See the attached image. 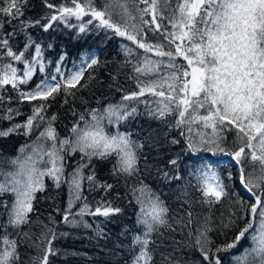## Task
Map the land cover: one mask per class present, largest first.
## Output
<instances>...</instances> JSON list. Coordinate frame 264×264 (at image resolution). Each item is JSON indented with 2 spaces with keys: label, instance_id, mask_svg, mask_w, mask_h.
<instances>
[{
  "label": "snow or ice",
  "instance_id": "obj_1",
  "mask_svg": "<svg viewBox=\"0 0 264 264\" xmlns=\"http://www.w3.org/2000/svg\"><path fill=\"white\" fill-rule=\"evenodd\" d=\"M42 4L47 13L27 19L29 0H0V122L9 124L0 128V138H26L14 156H0V264H52L50 257L59 254L54 242L69 234L58 232V223L107 238L106 228L95 218L111 223L124 213L121 203L135 216L132 228L122 233L131 236L130 243L118 245L129 257L123 264H157L165 233L182 239L171 238L160 252V264H264V0ZM57 25L77 34L104 32L131 42L120 48L123 68L131 73L126 79L136 87L125 91L112 75L120 100L98 102L83 111L73 103L65 135L57 129L58 115L49 109L58 97L62 106L70 98L74 101L96 79L93 72L85 79V72L99 68L101 61L92 52L71 68L65 65L66 53L55 62L48 60L29 30L39 27L47 33ZM17 29L25 35L22 47L15 43ZM24 102L30 112L22 110ZM141 116L166 128L163 139L172 145H180L181 139H169L168 132L178 131L184 144L180 156L224 154L236 173L222 176L217 161L192 164L191 179L177 196L181 207L172 209L164 194L145 182L152 173L149 153L160 137L129 130ZM231 132L235 135L229 144ZM97 161L110 163L112 182L98 178ZM178 161L179 156L168 164L175 168ZM156 174L169 184L183 179L176 171L157 168ZM45 178L56 189L68 187L66 208L55 209L60 222L51 213L48 223L39 218L37 193L46 191ZM86 191L99 193V199L89 200ZM226 204V213L217 216L216 206ZM197 206L207 211L197 212ZM86 216L93 218L95 228ZM34 227L41 229L39 234ZM185 249L199 257L187 259ZM22 250L34 254L25 260Z\"/></svg>",
  "mask_w": 264,
  "mask_h": 264
},
{
  "label": "trees",
  "instance_id": "obj_2",
  "mask_svg": "<svg viewBox=\"0 0 264 264\" xmlns=\"http://www.w3.org/2000/svg\"><path fill=\"white\" fill-rule=\"evenodd\" d=\"M50 2L59 4L62 0H50ZM47 11L48 10L42 4V0H29V6L26 9V18L37 19L47 13ZM84 19L86 20L87 17ZM73 22L75 23L76 21L73 19ZM29 31L33 39L37 40V42L41 43L45 48V55L48 60L55 62L61 54L66 53L65 65L67 68H71L73 63L79 65L82 55L89 52L98 55L101 61V66L99 68L94 67L85 72V79H87L89 72H93L96 79L90 83L89 87L78 91L74 101L70 98V103L62 106L63 98L58 97L57 101L53 103L52 107L49 109L50 113H55L59 117L56 126L61 135L66 134L65 125L71 126L70 122L72 117L70 108L73 103L79 111H83L86 107H96L98 102L106 104L108 102L120 100L122 93L116 90L112 75L117 76L119 84L125 91L136 90L135 84L131 80L126 79V77L131 74L130 71L123 68L124 55L120 45L122 43L131 45V42L126 39L112 37L110 33L105 34L104 32L98 33L96 31L77 34L76 29L67 28L64 25H57L47 33L43 32L39 27L30 29ZM17 32L18 37L15 43L22 47L25 43V35L19 33V29H17ZM48 44H52L53 47L50 49L47 48ZM133 47L135 46L133 45ZM139 51L141 53L143 52V50ZM118 69L122 70L118 72ZM50 70L51 69H49V71ZM42 75L43 74H40L36 79L39 80ZM83 82L82 80L81 83ZM77 88H79V85H77ZM21 107L23 111L30 112V105L28 102H24ZM140 107L143 109V105ZM18 119L23 120L24 117ZM8 126L9 124L7 121L0 122V128ZM141 129H143L146 135L150 134L156 137L157 134H159L160 137L159 142L156 143L155 147H153L149 153L152 173L150 176L146 177L145 182L151 184L153 188L160 190L164 194L163 199H165L174 210L181 207L182 201H178L177 196L180 195L184 187H187L188 181L191 179L188 174V169L192 164H196L199 161H217L218 164L216 167L222 176L226 177L229 172L233 174L236 173V168L230 157L224 154L200 152L196 155L180 156L182 148L184 147L183 137H179L178 131L174 130L168 132L169 139L172 136H177V138L181 139L180 145H172L168 140L163 139L164 132L167 131V129L162 128L157 121H150L146 117L141 116L129 124V130L133 132H139ZM234 135V132L228 134L229 144H231ZM25 142L26 138L23 135L12 134L6 138H0V156H14L19 147ZM178 156L179 161L175 168L168 164L170 159L177 158ZM75 159L78 160L79 157L77 156ZM70 164H74V161H70ZM110 167L111 165L109 162L97 161L96 172L98 178L112 182L109 178ZM157 168L162 171H176L183 179L169 184L156 174ZM67 171L71 172L72 167H69ZM45 183L47 185L46 191L44 193H37L40 199V203L37 205L39 218L44 223H48L47 218L49 213H51L57 222H60L61 215L58 214L55 209L59 208L62 211L66 208L69 197L68 187L67 185H62L60 189H56L53 187L52 181L47 178H45ZM237 187L239 186L237 185ZM122 190V188L117 189V191ZM188 191L192 193L194 197L199 196V193L196 192L194 188H188ZM85 195L89 197V200L99 199L100 196L99 193H88L87 191ZM241 195L243 196L244 193H241ZM121 206L124 208V213L115 217L111 223L106 222L103 217L95 218L96 222L102 223L106 228L108 232L107 238L96 236L92 229L71 227L63 223H58L57 231L67 232L69 234L58 238L54 242V246L59 250V254L55 257H50L52 264H123V261L128 260L129 257L127 253L124 249L118 247V245L123 244L127 247L130 243L131 236H125L122 235V233H124L126 229L132 228L135 223V216L133 215L132 208L123 203H121ZM76 210V208L73 209V211ZM195 210L203 213L207 211V208L206 206H197ZM214 211L217 216H219L221 212L226 213L227 204L224 208L217 205ZM35 218L36 217H33V219ZM85 219L88 220L89 223H93V228H95L92 217L86 216ZM40 230L39 227L33 228V231L37 234H39ZM165 237L166 238L157 251V264H160V252L165 251L167 246L172 243L171 238L174 237L176 240L182 239L179 234L174 233H165ZM243 243L247 242L245 241ZM114 252L117 253V255H114ZM33 254L32 250H29L26 254L22 250V256L25 260H27L28 256ZM184 254L187 259L192 261H195L199 257V253L195 250L185 249ZM225 259H228L227 254H225Z\"/></svg>",
  "mask_w": 264,
  "mask_h": 264
}]
</instances>
